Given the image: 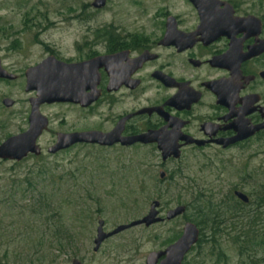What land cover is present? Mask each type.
Here are the masks:
<instances>
[{"label":"rangeland","instance_id":"374dc122","mask_svg":"<svg viewBox=\"0 0 264 264\" xmlns=\"http://www.w3.org/2000/svg\"><path fill=\"white\" fill-rule=\"evenodd\" d=\"M166 1L107 0L103 9L95 10L91 6L93 0H0V61L4 70L17 76L13 82L0 80V144L28 128V100L34 93L24 92L22 75L26 68L40 63L47 50L73 58L74 46L83 41L87 27L150 26L156 19L155 12L163 10ZM262 7L264 13V0ZM4 98L14 101V106L4 108L1 105ZM39 112L49 122L48 130L37 142L42 155L23 160L18 175L39 165L52 170L54 183L47 185L51 191L48 217L70 236V244L60 249L46 243L38 253L30 249L16 257L10 252L8 261L0 264H71L74 260L81 264H144L148 254L164 250L180 237L188 219L193 224L202 222L196 212L207 214L210 206L229 208L237 219L231 218L215 232L203 224L197 227L202 229V243L191 249L183 264H262L260 251L253 253L255 259L240 256L234 238L239 223L248 228L252 215L259 220L264 218L262 202L256 209L264 193V137L262 147L251 146L244 152L204 151L202 155L210 156L212 161L187 153L179 161L160 168L158 154L150 147L102 150L77 146L49 155L47 148L54 143L57 129H83L87 124L82 113L67 105L45 104ZM96 123L92 120L90 126ZM12 164L5 162L0 166V178L7 176L5 172ZM161 171L172 177L171 184L161 185ZM235 190L243 192L250 202L247 205L238 202L233 196ZM154 201L160 203L161 217L178 206L186 210L173 221L148 229L139 226L126 230L93 252L99 220L104 222V231L111 232L146 216ZM32 203L33 197L27 195L21 206ZM4 213L0 210V216ZM229 218V214L224 217L228 221ZM256 225V230H262V221ZM6 234V241H21L17 234ZM3 250L4 247L0 255Z\"/></svg>","mask_w":264,"mask_h":264},{"label":"flooded vegetation","instance_id":"af4514ba","mask_svg":"<svg viewBox=\"0 0 264 264\" xmlns=\"http://www.w3.org/2000/svg\"><path fill=\"white\" fill-rule=\"evenodd\" d=\"M262 8V0H167L164 9L154 14L158 23L87 27L83 41L74 46L73 58L47 50L32 67L52 58L54 77L67 76L74 83L75 95L94 99L85 107L54 103L82 113L87 124L83 129H57L55 140L60 134L90 131L109 135L121 127L118 138L150 133L162 143L177 146L180 157L162 163L156 142L129 147L120 142L111 146L76 144L61 152L77 146L102 150L150 147L163 168L187 153L212 161L202 155L204 151L244 152L251 146L262 147ZM32 67L23 72L25 82V73ZM92 120L97 123L90 126ZM160 173L164 175L159 177L161 185L172 183L171 176Z\"/></svg>","mask_w":264,"mask_h":264},{"label":"water","instance_id":"95a60500","mask_svg":"<svg viewBox=\"0 0 264 264\" xmlns=\"http://www.w3.org/2000/svg\"><path fill=\"white\" fill-rule=\"evenodd\" d=\"M105 0H93L91 6L95 10H100L104 7ZM53 59L49 58L43 61L36 67L27 69L25 73V93H35L33 98L28 100L30 111L28 116V128L25 132L7 138L0 144V162L20 163L28 156L38 158L42 155L40 147L37 145V140L42 133L48 129V119L40 114L39 107L43 104L54 103H73L85 107L92 103L94 99L87 100L80 95H75L72 91L73 82L67 79V76L54 77ZM64 66V65H63ZM0 80L13 82L16 76L8 73L1 65L0 61ZM4 108H12L14 101L4 98L1 101ZM264 130V122L262 123ZM121 131V127H116L109 135H102L99 132L90 131L83 133L60 134L56 137L55 143L47 149V154L55 155L61 151L67 150L76 144H89L99 146H111L114 143L120 142L123 147H129L133 144H150L156 142L157 150L161 155V162L164 163L168 158L179 159L180 152L177 146L162 143L160 139L153 138L150 133L140 135L133 138L120 139L117 137ZM234 143V142H231ZM163 173L159 174L163 178ZM234 197L243 204H248L249 199L241 192L235 191ZM160 203L154 201L150 204L146 216L130 222L126 225H120L111 232L104 231V222H97L96 237L93 241V252H97L100 246L108 239L135 227L144 226L149 228L164 222H170L182 216L185 213L184 206H178L168 210L164 218L159 217ZM199 229L191 222L184 224L180 237L164 250L152 252L147 255L144 264H182L187 254L197 244L199 240ZM71 264H81L74 260Z\"/></svg>","mask_w":264,"mask_h":264},{"label":"trees","instance_id":"16d2710c","mask_svg":"<svg viewBox=\"0 0 264 264\" xmlns=\"http://www.w3.org/2000/svg\"><path fill=\"white\" fill-rule=\"evenodd\" d=\"M4 164L5 162H0V166ZM20 166L21 162L13 163L5 172L7 176L4 175L0 178V210L6 211V213L0 216V241L2 242L0 244V250L4 247L0 255V262L8 261L6 259L10 252L16 257L17 255L24 254V252L27 254L26 251L30 249H34L33 251L38 253L46 243H53L60 249L64 245L70 244V236L62 233V227H56L48 217L51 213L49 212L51 211V203L48 198V192L51 193V191H48L47 185L54 183L52 170L45 165H39L32 170L28 169L27 172L20 176L18 175ZM27 195L33 197L34 203L21 206L27 199ZM29 201L30 199L27 200L28 203ZM261 202L262 214H264V193L256 209L260 207ZM206 213L202 212L201 214V211L196 212V216L203 218V221H200V223L198 221L195 225L197 227H200L201 224L206 225L208 226L206 228L213 232L219 231L222 225L236 218L234 217L236 214L229 208L222 209L219 206H210L206 210ZM226 214H229V221L224 219ZM254 214L256 215V213ZM188 221L190 222V219ZM259 221H262V230L258 231L256 230V224ZM47 222L52 224L47 225ZM248 226L247 228V226L241 223L238 225V232L234 241L238 245L239 255H244L248 259H255L253 253L257 254L260 251L262 253V264H264V218L262 217V220H259L257 216L252 215ZM7 232L11 235H19L21 241L15 242L14 239L6 241L8 238ZM199 232L198 244L202 243L201 238L203 237L202 229ZM18 249L19 251H17ZM218 255L221 254L219 253Z\"/></svg>","mask_w":264,"mask_h":264}]
</instances>
